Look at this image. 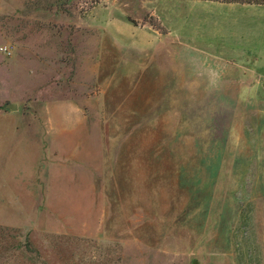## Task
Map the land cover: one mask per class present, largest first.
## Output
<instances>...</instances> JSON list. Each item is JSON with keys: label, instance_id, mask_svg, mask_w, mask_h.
<instances>
[{"label": "rangeland", "instance_id": "rangeland-1", "mask_svg": "<svg viewBox=\"0 0 264 264\" xmlns=\"http://www.w3.org/2000/svg\"><path fill=\"white\" fill-rule=\"evenodd\" d=\"M145 1L0 0V47L12 49L0 53L1 183L35 151L53 177L52 139L60 160L79 144L159 150L146 151L158 161L149 181L135 178V206L154 209L135 211V241L109 232L102 211H60L48 222L58 231L39 227L57 211H0V264H264V57L226 34L139 33L137 22L161 33ZM170 198L178 211H160Z\"/></svg>", "mask_w": 264, "mask_h": 264}, {"label": "crops", "instance_id": "crops-1", "mask_svg": "<svg viewBox=\"0 0 264 264\" xmlns=\"http://www.w3.org/2000/svg\"><path fill=\"white\" fill-rule=\"evenodd\" d=\"M145 2L149 17L157 22L161 33L153 29L147 22L138 23L135 20L137 22L135 29L138 28L139 33L151 32L154 35L164 36L168 40L185 39L188 38V34L200 35L199 37L204 39L207 36L209 39L221 38L226 34L234 40H240L244 49L250 47L249 54L258 57L259 61L264 57L263 3L241 4L213 0H147ZM118 22L123 23V20H118ZM247 51L248 49H245V52ZM85 74H87L86 71ZM243 75L242 77L236 75V79L241 78L243 80L240 82L245 83L244 79L248 75V69ZM102 95L104 94L102 93ZM85 96L88 98H85L87 101L84 100V102L89 103L97 94ZM76 101L74 99H57L53 102L61 103L64 106L68 105L75 112L81 113ZM34 103L38 105L45 101L40 102V99H35ZM36 108L38 112L39 106ZM22 131L26 136L34 132V130L17 128L13 129L10 134L18 135ZM41 131L44 135V131ZM55 132L56 130L47 131L50 135ZM2 135L4 133L0 134V136ZM17 144L21 146L24 143ZM145 145L148 144L117 143L101 147L79 144L71 148L70 154L65 153V159L60 160L58 159L59 146L52 139L49 156L51 162L53 160L54 163L50 169L54 173L53 177H50L52 174L44 177L43 165L40 167L37 164L40 153L35 151L15 155L20 161L21 167H19L20 170L13 173L14 175L5 177L3 183L0 182V211H35L36 213L37 211H57L58 213L52 212L53 216L48 214V218H41L43 222L39 224L41 229L48 227L47 230L51 231L56 229L48 222L54 221L51 217L60 214V211H68L71 214L83 211L81 214L83 218H90L91 211H102L105 217L109 218L107 226V229H111H108L109 232L114 229V231H119L117 233L119 234L131 230L132 232L129 233L133 238L135 211H154L147 200L142 201L143 208L138 204L135 206V178L141 175L146 178L144 183H147L149 181L147 173L149 172L146 171L158 162L156 156L148 155L146 151L154 153L159 150L145 147ZM29 146L32 149H39L43 155L44 146L42 143H38V140H34ZM15 156L13 157L12 153L9 159L14 160ZM170 158L171 156H169V160ZM163 159L165 160L164 155ZM27 161H30V166L25 164ZM70 161L74 163V167H68ZM76 162H78L77 165ZM65 163L66 171L56 170V166L61 167ZM169 184L171 186V180H169ZM142 191L143 189L140 188L139 192ZM171 200L172 198L168 200L169 205H165L164 202L160 211H178L177 207L172 209ZM44 214L46 215V213ZM118 222H121L120 229L117 227ZM67 229L70 230V227L67 226ZM83 231L85 230L82 228L80 233ZM99 231V228L94 230L96 233ZM119 239L123 242L122 236H119ZM133 240L135 241V237Z\"/></svg>", "mask_w": 264, "mask_h": 264}, {"label": "trees", "instance_id": "trees-1", "mask_svg": "<svg viewBox=\"0 0 264 264\" xmlns=\"http://www.w3.org/2000/svg\"><path fill=\"white\" fill-rule=\"evenodd\" d=\"M213 1H219V2H226V3H241V4H259L264 2H260L263 0H213Z\"/></svg>", "mask_w": 264, "mask_h": 264}, {"label": "water", "instance_id": "water-1", "mask_svg": "<svg viewBox=\"0 0 264 264\" xmlns=\"http://www.w3.org/2000/svg\"><path fill=\"white\" fill-rule=\"evenodd\" d=\"M3 109L5 111H10V112H13V111H16L17 110V105L16 104H13V103H6L4 106H3ZM196 264V263H194Z\"/></svg>", "mask_w": 264, "mask_h": 264}, {"label": "built area", "instance_id": "built-area-1", "mask_svg": "<svg viewBox=\"0 0 264 264\" xmlns=\"http://www.w3.org/2000/svg\"><path fill=\"white\" fill-rule=\"evenodd\" d=\"M11 47L9 46H3V47H0V53L4 54V55H7V56H10L12 51H11Z\"/></svg>", "mask_w": 264, "mask_h": 264}]
</instances>
